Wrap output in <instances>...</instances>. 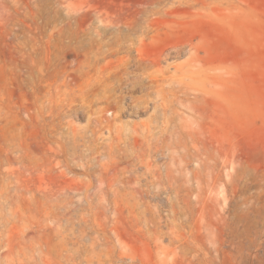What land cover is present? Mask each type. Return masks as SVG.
<instances>
[{
	"label": "rangeland",
	"instance_id": "rangeland-1",
	"mask_svg": "<svg viewBox=\"0 0 264 264\" xmlns=\"http://www.w3.org/2000/svg\"><path fill=\"white\" fill-rule=\"evenodd\" d=\"M157 7H171L156 17L175 29L163 26L145 50L183 44L159 63L171 73L197 42L209 81L198 132H171L170 146L151 153L153 183L142 166L128 171L117 132L152 109L130 105L126 95L140 90L97 84L98 67L118 55L91 62L73 35L102 18L118 25L108 33H120V20ZM57 89L54 105L44 95ZM173 116L190 119L180 107ZM197 151L212 179L204 166L191 177ZM219 153L232 161L231 178ZM260 184L264 0H0V264H236L219 243L218 216L239 214Z\"/></svg>",
	"mask_w": 264,
	"mask_h": 264
},
{
	"label": "bare ground",
	"instance_id": "bare-ground-1",
	"mask_svg": "<svg viewBox=\"0 0 264 264\" xmlns=\"http://www.w3.org/2000/svg\"><path fill=\"white\" fill-rule=\"evenodd\" d=\"M198 6L197 8H200L202 5ZM167 12H171V7L143 10L137 16H131L125 21L120 20V33L117 32L113 35L108 33L107 29L118 25L109 19L102 18L88 31L81 30L73 35L75 49L83 51L87 58L91 57V62L96 63L97 58L106 55L108 51L116 52L118 55L115 64L98 67L94 75L97 84L111 90L115 89L116 85H120V91L122 87L127 92L140 90L142 91L140 96L126 95L130 105L135 109L148 107L152 109L150 117L146 120L120 124V128H117L120 131L117 132H120V154L122 153L125 158L129 159L130 167L128 169L130 170L128 171L132 172L136 166H142L153 183L155 175L149 161L151 153L157 149L165 151V146H170L174 138L171 132H198L201 113L198 110L197 101L200 96L207 94L205 85L209 75L201 64V54L197 42L188 45V57L185 61L174 64L171 73L161 68L159 63L172 55L181 54L185 49L183 44L170 45L152 54L145 50L146 39L153 38V34L159 33L163 26L167 28L165 32L175 29L174 23H164L156 17ZM198 12L196 11V13ZM60 84H58L59 89H61ZM65 86L60 90L61 92ZM59 89L45 94V99L52 103L57 102L59 95L66 92L64 89L60 94ZM113 98L114 111L120 112L121 115L124 112L121 105L122 97L120 95L119 100V97L114 93ZM53 104L55 105V103ZM177 107L188 111L190 119L185 122L186 124L182 121L180 124L178 121L174 122L173 115L176 113ZM181 117L182 115L179 116V119ZM204 157L203 152L197 151L194 158L197 161V167L190 171L191 177H196L204 166L207 168V176L212 179V170H210V165L206 166ZM217 157L228 167L227 175L231 178V159L220 153ZM184 167H186L184 163L179 165L180 174H183ZM177 176H172L168 185L171 189L174 188L176 193H179L178 188L173 186V183L179 182L180 178ZM143 177L145 178V175ZM149 181L151 180L149 179ZM259 187L260 191L257 193L253 195L251 193L244 197L243 208L239 214L233 211L227 215L220 213L218 216L219 243L227 244L226 254L236 264H250V259H253L251 264H264V184H260Z\"/></svg>",
	"mask_w": 264,
	"mask_h": 264
}]
</instances>
